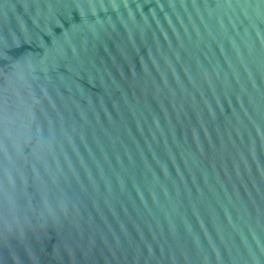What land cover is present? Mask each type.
Wrapping results in <instances>:
<instances>
[{"label":"water","instance_id":"95a60500","mask_svg":"<svg viewBox=\"0 0 264 264\" xmlns=\"http://www.w3.org/2000/svg\"><path fill=\"white\" fill-rule=\"evenodd\" d=\"M0 264H264V0H0Z\"/></svg>","mask_w":264,"mask_h":264}]
</instances>
